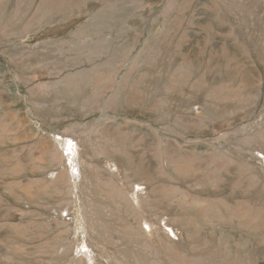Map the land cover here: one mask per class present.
I'll return each instance as SVG.
<instances>
[{"label": "rangeland", "instance_id": "1", "mask_svg": "<svg viewBox=\"0 0 264 264\" xmlns=\"http://www.w3.org/2000/svg\"><path fill=\"white\" fill-rule=\"evenodd\" d=\"M0 264H264V0H0Z\"/></svg>", "mask_w": 264, "mask_h": 264}]
</instances>
